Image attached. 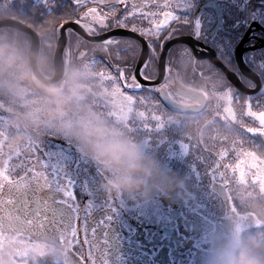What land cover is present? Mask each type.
Here are the masks:
<instances>
[{
    "label": "snow or ice",
    "instance_id": "6c2138e0",
    "mask_svg": "<svg viewBox=\"0 0 264 264\" xmlns=\"http://www.w3.org/2000/svg\"><path fill=\"white\" fill-rule=\"evenodd\" d=\"M38 3L45 12L70 9L69 18L61 25L66 47L86 57L96 69L104 85V106L110 109L109 114L136 130L159 134L164 139L160 135L164 122L159 102L167 101L148 73L150 64H158L159 70L166 73L181 59L204 61L210 57L216 70L233 75L218 59L222 53L201 49L195 43L198 34L185 33L190 21L181 15L180 0ZM195 27H201L198 21ZM221 94L218 115L234 126V132L220 137L211 147L196 148L189 143L182 146L193 155L213 188L238 181L259 185L264 191V104L239 96L225 84ZM68 148L51 138L47 144L32 145L15 156L0 154V235L7 218L19 214L26 220L19 235L27 240L36 235H58L76 264H111L107 239L100 232V225L106 221H94V205L82 191L76 176L78 162L66 151ZM45 191L56 196L55 206L46 205L40 195Z\"/></svg>",
    "mask_w": 264,
    "mask_h": 264
},
{
    "label": "rangeland",
    "instance_id": "374dc122",
    "mask_svg": "<svg viewBox=\"0 0 264 264\" xmlns=\"http://www.w3.org/2000/svg\"><path fill=\"white\" fill-rule=\"evenodd\" d=\"M232 1L235 0H229L228 6L224 8L223 23L227 27L221 30L211 8L207 7L199 16L194 12L202 0H180L183 5L181 15L190 21L185 29L195 32L201 30L202 36L223 54L224 61L234 54L238 38L251 20L264 24V0H244L238 5ZM69 11L45 12L38 0H0V18H17L39 32L41 43L38 67L41 72L49 73L46 74L48 76L53 73L56 40L61 25L69 18ZM197 21L201 25L199 29L195 27ZM29 46V34L10 26L0 27V154L5 157L15 156L27 151L32 145H45L51 138L70 146L66 151L73 154L70 149L76 150L79 143L69 134V130L100 118L122 128L139 141L146 151L155 154L165 174L161 177L162 187L159 189L163 188L167 174L175 173L185 179L187 188L183 190L189 192L194 209L208 221L207 228L210 224L220 229L222 218H230L234 211L235 226L232 231L264 230V224L259 223L254 207L264 204V191L261 187L250 182L234 181L224 186L227 196L224 202L220 187L213 188L193 155L185 152L182 146V143H189L196 148L211 147L220 137L234 132V126L226 124L218 115L224 84L239 96L264 104V48L248 51L244 55L246 62L256 67L263 83L253 94L242 91L239 94L237 88L227 81V77L207 60L185 58L173 63L157 90L163 89L173 100L190 102L175 89L176 84L188 86L207 96V108L198 113H180L172 111L160 101L159 113L164 122L160 133L164 139H161L159 134L150 135L145 130H136L109 114L110 109L104 106V85L86 57H81L75 50L69 52L65 45L63 76L54 83L43 84L36 79L30 67L27 55ZM236 66L232 68L240 73ZM152 67L149 65L150 75L156 73V67ZM246 83L251 84V81L247 80ZM18 137L22 139L16 142ZM79 151L78 156L73 154L75 159L87 156ZM87 157L91 160L90 156ZM87 172L84 170L81 178L84 176L86 179L87 176L88 183H94L91 187L97 189L95 191L99 198L109 200L113 205L123 203L122 193L105 190L101 178L103 174L91 177ZM92 178L95 180L92 181ZM5 235L3 233L0 236ZM1 245L0 248H5V245ZM5 255L11 256V252L4 249L3 254L0 253L2 261Z\"/></svg>",
    "mask_w": 264,
    "mask_h": 264
},
{
    "label": "flooded vegetation",
    "instance_id": "af4514ba",
    "mask_svg": "<svg viewBox=\"0 0 264 264\" xmlns=\"http://www.w3.org/2000/svg\"><path fill=\"white\" fill-rule=\"evenodd\" d=\"M240 1L243 3L244 0L232 2H236L238 5L241 3ZM228 2L229 0H202L194 12L199 16L207 10V7L211 8L218 21V26L222 30L224 26L227 27L223 23V17L224 8L228 6ZM262 25L264 26L263 23ZM244 32L241 34L240 39ZM185 33L190 35L198 34L195 43L201 49H213L220 54L216 47L202 36L201 30L195 32L194 30L185 29ZM240 39L238 38V42ZM263 39L264 32L254 27L245 42V46L260 45ZM260 47L264 48V46H259L255 49ZM248 51L251 50H247L245 53ZM218 58L225 63L223 55H218ZM204 59L215 66L207 57ZM150 66H153L152 68L156 67L157 71L156 63H152ZM237 73L245 84H247V80L248 82L251 81L239 72ZM172 78L174 79L175 76ZM165 79L166 73L162 82ZM262 84L261 79V86ZM177 85H175L176 91L179 86L180 88L185 87ZM247 85L254 86V83L251 81V84ZM161 90L163 92L159 91V93H166L163 89ZM177 93L180 94L179 92ZM180 95L190 100V102L182 103L199 104L196 99ZM206 108L207 105L204 109ZM79 150L82 151L79 145L76 150L70 149L76 156L79 155ZM87 156L76 159L79 164L76 176L82 186L85 197L90 199L94 205V221L97 223L106 221L105 224L100 225V232L102 238L106 237L107 239L111 264H207L209 250L213 243L234 230V211L230 214V218H222L220 229L216 226L213 228L210 224L207 228L208 221H205L204 216L194 209L195 205L189 199V192L183 189L179 190L178 193L168 194L163 188L159 189L158 187L155 189L154 195L148 198L139 195L133 197L122 193L124 201L117 205L111 204L112 202L110 203L109 200L99 198L95 191L97 189L91 187L94 183H88L87 176L86 179L84 176L81 178L83 171L87 170L91 177L96 176V174L98 176L103 174L101 178H103L102 182L104 184L107 177L101 165L92 158L90 160ZM93 180L95 179L92 178ZM40 195L48 207L55 206L56 196L53 193L45 191L41 192ZM222 197L225 202L227 199L226 193ZM77 198H80L79 191H77ZM227 220H229V223ZM79 224L80 222H78V226ZM25 227L26 220L24 216L13 214L10 218H7L2 230L7 235L5 237L0 236V243L5 245V248L1 247L0 253L3 254V250L7 249V251L11 252V256L5 255L3 261V258L0 257L2 264H76L71 250L65 242L59 239L58 235H36L31 240H27L23 235H19ZM213 232L214 234H212ZM41 241L54 246L53 255L40 257L34 255L33 247ZM7 244H9V248H7Z\"/></svg>",
    "mask_w": 264,
    "mask_h": 264
},
{
    "label": "clouds",
    "instance_id": "9594fccd",
    "mask_svg": "<svg viewBox=\"0 0 264 264\" xmlns=\"http://www.w3.org/2000/svg\"><path fill=\"white\" fill-rule=\"evenodd\" d=\"M69 134L86 155L101 165L107 177L105 190L148 198L161 186L165 174L160 161L122 128L97 118L69 130ZM21 139L18 137L16 142ZM186 188L185 179L175 173L167 174L163 181V190L168 194ZM254 207L259 223L264 224V204ZM53 252L54 246L47 242L33 247L38 257L51 256ZM207 264H264V230H235L218 239L209 250Z\"/></svg>",
    "mask_w": 264,
    "mask_h": 264
},
{
    "label": "water",
    "instance_id": "95a60500",
    "mask_svg": "<svg viewBox=\"0 0 264 264\" xmlns=\"http://www.w3.org/2000/svg\"><path fill=\"white\" fill-rule=\"evenodd\" d=\"M2 26H10V27L16 28V29L21 30V31L30 35V46H29L28 51H27L28 60H29L30 67L32 69L34 76L40 82H42L44 84H51V83L58 81L63 76L64 69H65V62H64V56H63L65 43L63 41V33L61 31V27L59 30V35L57 37L56 47H55L54 54H53V73L51 76H46L38 68V62L37 61H38V54H39L40 43H41L40 36H39L38 32L35 31L31 26H28L27 24H25L21 20L14 18V17H2V18H0V27H2ZM254 27L259 28L260 30H262L264 32V26L263 25H261L258 21H251L248 28L244 32V35L242 36V38L240 39V41L236 45L235 51H234L235 60H236V63L238 65L240 73L243 76L252 80L254 82V86H248L247 84H245L242 81L241 77L238 75V73L232 69H231V71H232L233 75H226L228 80L238 90L245 92V93H248V94L256 93L261 87V79H260L259 75L254 70H252L244 60L245 51L255 49L259 46H264V39L262 40L260 45L245 46V42L247 41L248 36H249L252 28H254ZM211 50H213V49H211ZM207 58L210 59V57H207ZM211 62H213L215 64L214 61H211ZM164 75H165V73H163L159 70V65L157 64V75L154 78L157 81V84L162 81ZM177 91L179 93L185 95V96L196 99L200 103L198 105L184 104V103H180V102L173 100L166 93H160V96L164 97L166 99L167 102L163 101V103L169 109H171L173 111H177V112H188V113H190V112H199L206 107L207 98L204 94H202V93H200L194 89L187 88V87L177 88ZM219 190H220V193L222 195H225L224 187H220ZM154 191H155V189L153 190L151 196L154 195V193H155ZM227 222L229 223V220H227Z\"/></svg>",
    "mask_w": 264,
    "mask_h": 264
},
{
    "label": "trees",
    "instance_id": "16d2710c",
    "mask_svg": "<svg viewBox=\"0 0 264 264\" xmlns=\"http://www.w3.org/2000/svg\"><path fill=\"white\" fill-rule=\"evenodd\" d=\"M39 33V32H38ZM40 35V34H39ZM41 38V37H40ZM262 59H264V58H262ZM263 61V60H262ZM261 61V62H262ZM264 62V61H263ZM225 63L228 65V67L230 68V69H233L232 67H233V65H235L236 66V60H235V57H234V54H231V58H229V59H227L226 61H225ZM247 64L252 68V69H255L256 70V67L253 65V63H250V62H247ZM236 69H237V66H236ZM234 70V69H233ZM156 71V70H155ZM157 72V71H156ZM44 74H49V73H45V72H43ZM156 74V73H155ZM155 74L154 75H151L152 77L153 76H155ZM223 74V73H222ZM225 77H226V75L225 74H223ZM227 81H229V80H227ZM229 83L232 85V83L229 81ZM159 85V84H158ZM157 85V86H158ZM237 90V92L240 94V92L241 91H239L238 89H236Z\"/></svg>",
    "mask_w": 264,
    "mask_h": 264
}]
</instances>
